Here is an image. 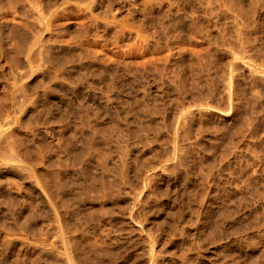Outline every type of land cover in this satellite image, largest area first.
Segmentation results:
<instances>
[{
    "label": "rangeland",
    "instance_id": "374dc122",
    "mask_svg": "<svg viewBox=\"0 0 264 264\" xmlns=\"http://www.w3.org/2000/svg\"><path fill=\"white\" fill-rule=\"evenodd\" d=\"M0 264H264V0H0Z\"/></svg>",
    "mask_w": 264,
    "mask_h": 264
}]
</instances>
